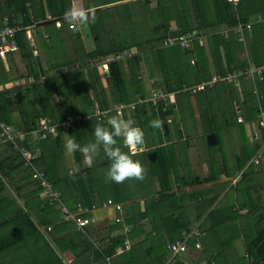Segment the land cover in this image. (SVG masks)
I'll use <instances>...</instances> for the list:
<instances>
[{
    "label": "crops",
    "instance_id": "obj_1",
    "mask_svg": "<svg viewBox=\"0 0 264 264\" xmlns=\"http://www.w3.org/2000/svg\"><path fill=\"white\" fill-rule=\"evenodd\" d=\"M79 4H81V0H74V9H80ZM81 10L89 11V8L82 7ZM212 16L213 15H210L209 19H211ZM259 23L262 24L256 25L258 24L257 21L255 23V21L251 20L245 27L243 24L238 23L237 25H230V27H222V29L205 26L201 30L197 29L192 33L188 32L185 34H189V37L191 36L189 46L181 47L186 50L187 48L191 49L190 52L195 55V58H191L190 65L196 64L197 67L194 69L190 66V73L192 74L194 81L190 82L191 85L188 86V89L184 88L185 86H182L180 89L176 88L177 90L169 93L170 99L168 101V107L173 105V112L167 120L169 124L173 121L176 122V124H179L178 128L182 129V135L179 130H177L182 137L179 141L185 143L183 149H181V146L176 147L177 155H175V152L173 151L174 159L176 160V167L173 169L169 165L167 173H162L160 176H157V173L154 177L161 185V189L159 191L154 190L152 194L148 193L149 195L146 194L140 197H135V199H129L128 197L131 192L124 181L123 185L127 189L126 193L128 196L123 202H117L122 204V210L118 211L108 204V200H112V198H108V200L104 201L102 205L93 206L92 208L78 203L75 209H71L63 202L62 199L64 198L61 195L62 193H60L61 191L58 189L61 202H56L51 205V211H57L60 219L59 223L64 227L61 230H57L54 223L51 222L47 224V228L52 226L50 233L53 234L62 247V250H59L58 252L59 257L64 264H83L86 263V260H94L97 250L101 251L102 254L103 252L106 253L109 250L112 251V255L106 256L101 264H159V261H163L162 264H166L165 259L170 257V252L159 259L161 251L156 250V248L160 246L161 240H163L159 238L161 234L164 236L165 240H169L168 236L170 231H172V226L175 224V221L179 223L188 222L185 230L192 232V236L188 240L187 251L181 254L180 257L176 259L174 264L177 262H182L183 264H223V262L218 261H216V263L215 261L209 262V251L211 249H215L216 247L212 240L218 239L221 235H223L218 226L224 223L227 217L223 209L219 207V204H221L222 198L228 190L232 188H236L234 195L236 205L233 207V210L236 211V217L233 216L236 218V230H233L232 228L233 233L229 237V240L231 241L229 246H232L231 250L236 252V258H238L236 260V264H247V261L248 263L251 261L248 243L253 242L260 233L259 231L264 230V128H261L258 125L259 110L260 107H264V80H253L249 76H236V74L245 70L249 66H264V20H260ZM48 24H51L52 28H50V26L48 28L53 31L51 39L47 40L49 41L48 43H50V46L53 45L52 48L44 45L42 39H36L32 42V44L36 48L34 50V54L39 56L44 68V74H41L40 72V80L42 82H46L47 80V84L50 86V79L54 78V74L66 73V70H69V65L74 63L68 62L70 59L80 58L85 53H90L97 49L98 42L93 36H87L90 38L85 37L83 33L84 26L73 23L70 20L65 23L62 20L59 22H50ZM53 24H56V26ZM252 24H254V27H251ZM71 25L74 27L71 28ZM172 28L178 27L172 23L171 29ZM77 33L80 35H76ZM64 34L65 39L73 38L79 48V51L83 49V52L76 54L74 52L73 55H69V59L66 61L67 63L62 65L61 72L60 68H57L58 70L54 69V71L49 70L50 65L54 64L55 55L57 54L60 56L57 45H60L59 41L64 40ZM45 37H48V35L45 34ZM87 40L93 42L92 47L87 48L85 44V42H88ZM144 42L141 43V46L144 44H155L150 42L149 44H146ZM153 47L158 48L151 52H148V50H152L151 48H144L142 51L139 49V52L136 54L140 55V58H142L140 59L141 62L138 61L139 63L137 62L136 64L138 65L140 72L141 69L143 72L149 70L151 74L158 79L157 83L160 81L159 83L164 84L167 79L172 80L170 79L172 74L178 72V69L175 68V66L177 63H179L178 65L181 64L182 57L176 56L178 53L170 50L171 47H164L161 44ZM50 49H53L52 53ZM121 53L125 55V51ZM181 53L186 52L181 51ZM9 55L10 57L6 56V58L0 57L3 61V67L0 70V78H4L7 81L8 79L13 78V80L9 81V83L14 80H16L15 82L20 83L25 80V85L23 87H31L35 81L34 78L31 77L30 80L26 77L21 79L16 78L18 75L15 74V65L19 66V61L16 57L18 55L17 51ZM116 58L117 57L112 58L107 56L99 59L91 58L92 60H90V62H93L92 65L97 69V74H94L95 78L96 75L99 76L100 86H102L107 92L118 91L119 84L113 79V73L110 70V66L108 67L109 70L101 66L110 65L108 62L119 60ZM198 58L200 59V64L198 63ZM108 59H110V61H108ZM75 67H77V65ZM84 72L86 74L89 73L86 69ZM153 72L155 74H153ZM228 73L234 74L233 79L227 80V78H225L217 80L214 82L213 86L206 85L212 80L214 75H221L225 77ZM140 75L141 77L143 76L142 74ZM240 77L247 80L245 83H250V87L247 89L251 93V95L246 98H242L241 100L236 98H233L232 100L236 116L233 120L237 137L236 156L240 155L241 159L237 161L236 158V162L235 159H233L234 162L232 164H224L226 161V159H224L225 154L222 153L223 151L221 149V145H219L218 140H216V148L218 149L214 151V155H211V157H213L216 161L218 176L216 179L209 180L211 174V164L208 165V163H211V160L205 159V154L202 152V146L196 144V142L200 143V138L204 135L208 137L211 133L215 134V138L216 136L218 137L219 120H221L223 125H229L230 121L225 110L220 111L218 114L213 112L212 109L219 107L217 104L223 103L225 92L227 90L229 91V88L227 89L226 87H229L230 84L235 83L238 87H240V90H242L243 84L241 83ZM9 83L4 84L7 85ZM245 83L243 86H245ZM71 84L74 88L72 97H74V93L76 91L80 94L81 88H78L74 81L71 82ZM185 85L187 86L189 84ZM199 86L203 87L199 88ZM154 88H151V90ZM21 92L28 93L27 96L24 97L23 101L19 103L20 106L25 107V109L30 108L31 103L27 102L28 100L30 101V99H28L30 91L23 89ZM147 98L148 95H146L143 99L146 100ZM260 98H262L263 102H261ZM113 100L114 96H111L110 105L113 103ZM70 102L72 103V100H70ZM150 104L152 103L146 100L144 103L138 104L137 109L139 106L141 107ZM52 105L61 109L69 104L67 105L66 102L63 104L58 98H54L52 99ZM96 105L97 102L94 97L92 108L95 109ZM152 105L157 108V105ZM147 109L149 111V107H147ZM57 112L60 116H63L62 111H58L57 109ZM37 114L36 118L34 117V121L32 120L34 119L32 115L29 117L28 114L25 113L26 117L30 118L25 119L20 110H14L12 113L13 124L11 126H18L21 130L22 128L28 126V123H33V121L35 126V122L39 116H44L49 119L43 113ZM239 117L243 120L239 121ZM63 120L64 119L55 122V124L62 123ZM49 121L52 123L50 119ZM82 122L78 127L84 123ZM223 128L226 129L225 126H223ZM60 129L61 130L58 131V134L61 133V143L58 145H55L56 142L54 143L53 140H41V138H39L41 140L39 141V139L35 136L36 134L31 132L33 129L29 131L27 136L30 135L29 138L31 139L33 146L37 147L31 150L37 153V159L40 155L42 157H47L45 159V163H47L51 169V173L53 174L51 176L55 177V180L63 177V175L65 177L66 174L68 176L76 175L79 167H84L81 168V170L83 169L82 173H85L84 175L86 176L88 172L93 171L92 167L99 162L94 159L92 163L89 164L85 160L84 155L81 153V156L79 155V165L76 160V153L78 152L68 153L65 151L63 145L70 137L76 139L81 144H86L90 141L86 137V135H90V132L82 128L77 134L72 135L69 133L71 130H65L63 128ZM167 137H170L169 129ZM42 142L43 145L41 146L40 143ZM118 146H120L122 150L127 148L122 143H118ZM142 149L143 148H140L135 153H132L130 149L126 150L129 151L131 155H136L139 154ZM154 151L156 152V150ZM258 151H260V158L259 162H256L255 157ZM55 152H57L56 155ZM246 154L249 156L247 159L245 156ZM169 155L170 153H166L163 157L169 158ZM11 156L12 155L10 154L2 159L5 161L4 164L6 168L11 173H15L16 170H14V163L9 159ZM167 161L169 163V159H167ZM226 168L231 173L230 175L225 173ZM64 170L66 171L65 174L63 173ZM86 170L87 172H84ZM24 172L27 171L24 170ZM101 176L102 174H98V172L93 174L89 173L88 178H83L82 175L80 182H65V185L63 186L65 195L69 199L84 196L85 190L83 193L81 192V187H83L84 189H89L88 195H92V198H94V196L98 197L99 193L93 192L90 189L92 181H95L93 187L95 191H98V189L113 187V184L105 186L104 180L106 177L101 178ZM178 176L185 181V184L181 183L180 179H177ZM21 177L22 174L14 176L13 179L16 184L20 183ZM6 179L7 178H5V181ZM51 180L49 179V183L53 186ZM31 184L32 186H35L36 184L40 185L39 180L38 182L35 183L34 181ZM9 187L11 190H6L9 195V199H13V195L17 197L15 190L11 186ZM25 188L26 187H23V191ZM44 195V191L42 190L41 196L43 197ZM148 198H150L149 203L153 202L156 207V209L152 212L154 214L152 221L150 220L151 217L148 216V205L145 202ZM133 200H135L136 203L138 201L141 202L139 204H134ZM19 201L23 205V201ZM61 204L66 205L71 211H81L84 217L88 218V224L83 229H79L73 220H63L61 218ZM159 213H161V216ZM169 215V224H171V228L167 232V235L164 232V224L162 220H165V216ZM126 216H133V222L130 223L127 221ZM116 217H120L121 220L116 222ZM155 217H157V220H155ZM144 219L148 222L146 225L143 223ZM248 220H251L252 225L256 227V233H252L253 237H251L249 242L244 241L245 244L240 246V242L236 241H239V239L244 240L246 238L248 232L245 231V229L243 230V228H245L243 222H247ZM172 234L175 235V231ZM176 235H179V233H176ZM117 241L118 243H116ZM192 241H194V246L191 243ZM197 242L200 243V247L196 246ZM92 245L95 249L92 248ZM94 264H97V262Z\"/></svg>",
    "mask_w": 264,
    "mask_h": 264
},
{
    "label": "trees",
    "instance_id": "obj_2",
    "mask_svg": "<svg viewBox=\"0 0 264 264\" xmlns=\"http://www.w3.org/2000/svg\"><path fill=\"white\" fill-rule=\"evenodd\" d=\"M73 1L74 0H0V29L5 26H11V27H23V29H18L16 32V42L18 46L17 54L20 55V60H23V63L26 67V73L21 72L17 78L26 77L28 80L30 78H34L35 81L32 84L31 87L25 88L23 85L18 84L14 87L16 89L15 91L7 92V93H1L0 92V123H6L8 125H12V113L16 108L20 110L23 113V117L25 119L27 118L25 113L28 114L30 117L36 118L38 115L37 113H43L46 115L52 123L58 122L65 118V116L71 112V110L68 111V109L71 107V105L68 103L70 100L73 99L72 92L74 88L72 87L71 82L74 81L77 85V79L81 75L82 77L85 75L86 78L89 76L93 79L92 86H94V90L96 93H94L95 100L97 102V105L100 109H106L110 106V97L107 91L100 86V78L97 74V69L92 65L93 62H90L92 59H99L104 58L107 56H111L114 53L123 52L127 49H130L133 45L128 40L127 42H121L123 38V32L120 35L121 31L120 29H117L120 25L118 24V20L116 19V16L113 14L112 21H108L109 16L101 15V9L98 6H86L89 8V11L94 15L95 19L94 22L83 25L84 31L88 30L94 37V39L97 41V39H101L106 36L107 32L112 31V34L119 38V46L116 48H110L108 51H103L101 47L97 46V49L93 50L90 53H85L80 58H74L70 59L68 62H74L73 64L69 65V70H66V73L61 74H54V78L50 79V86L46 82H42L40 80V69L37 64L36 57L37 55L34 54V50L36 49L32 42L36 39H42L44 42V45H47L49 48H52L48 43L51 39L52 30H50L48 27L51 26V24H45V25H38L39 22L47 20L49 18H56L65 16L68 13L69 9H73ZM84 1H93V0H84ZM114 2L120 1V0H113ZM207 1V3H205ZM136 2V1H133ZM152 2L155 4L152 5ZM144 4V11H138L137 7L135 8V14L139 17L144 14H151L153 17H155V23L154 24H160L163 25L160 28H154V33L156 36L149 40H142L139 42L141 44L142 42L149 44L150 43H156L160 45L163 41H165L169 37V31L172 27V23H174L177 27H180L183 29L184 34L186 33H192L194 30H201L205 26H209L210 28H225L226 26L230 27V25H237L238 23L243 24V26H247L249 24V21L253 20L257 21L258 24L261 25L262 23H259L260 20H264V0H237V3L234 4V2L230 0H143ZM141 6V5H139ZM142 7V6H141ZM212 12H211V10ZM88 11V10H87ZM211 13V14H210ZM213 13V14H212ZM213 15L211 19H209L210 15ZM157 15V17H156ZM132 16L129 14L128 20L129 23L131 22ZM104 19L106 22H104ZM69 19L63 20V22H68ZM117 20V21H116ZM189 24H186V22ZM56 26V24H53ZM128 25V24H126ZM254 24H252L251 27ZM131 25H128V28L130 29ZM30 27L32 32V40L27 38L26 35V28ZM128 29V30H129ZM45 34L48 35V37H45ZM88 34V33H87ZM80 35V34H76ZM196 35V34H194ZM73 39V38H72ZM104 41H106L105 44L111 46V38H107ZM123 43V44H121ZM151 45V44H150ZM157 45V46H158ZM152 46H155L152 44ZM158 47H152V50H148V52L155 51ZM147 51V50H146ZM145 51V52H146ZM187 51V50H186ZM76 52V51H75ZM14 53V52H13ZM11 53H8V57H10ZM92 58V59H91ZM142 58V57H141ZM140 55H134L130 56L127 60L129 61H135L136 63L140 61ZM80 60V61H79ZM2 60L0 59V70L3 67ZM141 62V61H140ZM67 62H56L54 61V64L50 65L49 70L62 68V65L66 64ZM139 63V62H138ZM198 63L200 64V59L198 58ZM110 70L113 73V79L118 82L119 84V90L118 91H112L110 92L114 96V101H124L126 103H131L132 101L130 99L129 94L127 93V90H125V83L126 79L123 73V68L120 60H113L110 61ZM128 66L130 67V62L127 61ZM77 65V67H75ZM192 67L195 69L197 67L196 64H192ZM15 69H19L17 65H15ZM78 69V70H77ZM87 70L89 73H85L84 70ZM58 70V69H57ZM75 70V71H74ZM77 70V71H76ZM62 70H60L61 72ZM47 72V71H46ZM22 74V75H21ZM8 79V78H7ZM12 79H1L0 78V85L4 83H9V81H12ZM16 80H14L11 83H14ZM96 81V84H95ZM156 83V88L162 89L165 93H170L174 90L180 89L179 84L174 85L172 80L167 79L164 84ZM18 83V82H16ZM182 83V82H181ZM59 84V86H58ZM98 84V85H97ZM158 85V86H157ZM78 88H81L79 85H77ZM177 88V89H176ZM34 90L35 95L33 96L30 101L27 102L31 103L30 108L25 109V107L20 106V102L23 101L24 97L27 96L28 92L22 93V90ZM82 90V88H81ZM134 91L136 92V95H139L141 98L146 97V91L142 90V85L139 84V86H135ZM253 92V91H252ZM77 95L78 93H74ZM94 97H89L88 99H84L87 102V105L89 106L87 109L80 110L78 112L81 113H92L93 112V101ZM58 98L62 103L66 102L68 106H65L63 108H57L56 106L52 105V99ZM136 99V98H135ZM134 99V100H135ZM261 102L262 98H260ZM19 104V105H18ZM50 105V106H48ZM146 106H149V110ZM167 107V106H166ZM164 105L160 104L157 106L145 105V106H139L138 109H136L134 112H125L122 116L123 119H131L133 120L134 124L138 127H140L142 130L145 129L146 125H149V119L150 118H159L162 121L163 124H167L168 129L170 131V124L168 123V118L172 114V107L166 108ZM62 111V115L60 116L57 112ZM75 113V112H74ZM148 113H150V117L146 116ZM115 114V113H114ZM111 115V113L109 114ZM35 118L32 119L35 121ZM33 121V123H34ZM28 123V126L25 128H22L21 130L31 131L34 129V124ZM83 124L78 127L76 130H71L69 133L72 135L77 134ZM179 126V124H178ZM13 127L16 130H19L18 126ZM153 128L150 127V130ZM156 130V129H155ZM163 132H165V129L163 128ZM2 133V129L0 127V136ZM30 135L26 136L24 139V145L31 149H35L37 147H34L31 139L29 138ZM37 139L39 137L35 135ZM167 137V136H166ZM42 140V139H41ZM39 139V141H41ZM44 140H53L55 145L61 143V133L58 134L57 137H52L51 135L48 136L47 139ZM163 143V142H162ZM161 143V144H162ZM41 146L43 145V142L40 143ZM51 145V144H50ZM2 148V149H1ZM129 149V148H126ZM156 153H157V159L164 169H162L163 174L167 173L168 166L170 165L173 169L176 167V160L174 159V152L169 155V158L162 157L161 154V148L157 147ZM0 194H3L4 191L11 190L9 186H11L15 193L17 194V197L13 195V199H8L5 197L0 198V264H64L59 257V250H62L61 245L57 241V239L52 234V243L49 241V239L45 240L42 237L41 233V226H43L41 223V220H34V216H32L29 212L32 211L33 215L36 217H39L42 215V218L45 223V215L46 213L51 211V205L48 202V197L44 195L41 196L42 187L40 185L32 186V182L35 181L38 182L39 178L35 177V172L32 168L28 167L24 169L23 160L21 155L14 150L13 143L11 141L5 140L3 136L0 137ZM12 155L9 159L14 163V170H16L15 173H11L5 166L4 158L7 155ZM57 152H55V155ZM79 155L81 156V153H76V160L77 163L80 165L79 162ZM246 159L249 157L247 154L245 155ZM47 157H42L41 155L37 160H35V167L38 171L44 172L45 177L49 178L53 184L54 189L61 191V195L64 199L63 202L67 204V206L71 209H75L78 203H81L84 206H88L92 208L93 206H99L102 205L104 201H107L108 198H112L114 202H123L125 198H127L128 194L127 189L124 187L123 183L116 184L113 183V187L98 189V191L94 190V184L95 181H92V185H90V189L93 192L99 193L98 197L92 198V195H88L89 189H84L81 187V192L83 193L85 190L84 196H79L77 198H74V201H71L66 195L65 190L60 186V182L65 181H79L82 179V173L81 168L79 167L78 172L76 175L68 176L67 174L65 177L54 179L55 177H52L53 175L51 173V169L49 168L48 164L45 163V159ZM239 159H241L240 155H235V162ZM169 159V163L167 161ZM174 159V160H173ZM244 159V160H246ZM211 163L215 160L213 157L210 158ZM151 161V160H150ZM83 162V161H82ZM224 164H227L225 161ZM211 174L209 180L216 179L218 176V173L216 169L214 168L213 164H211ZM87 168V167H85ZM26 170L27 172H24ZM175 171V170H174ZM23 172V173H22ZM225 173L227 175H230L231 173L226 168ZM13 174V175H12ZM22 174V177L20 178V183L16 184L15 180L13 179L14 176ZM48 176V177H47ZM64 176V175H63ZM5 178L6 181H5ZM17 179V178H16ZM49 179H47L49 181ZM177 179L181 180L180 182L185 184V181L181 177H177ZM196 180V179H194ZM9 182V183H8ZM59 182V183H58ZM58 184V185H57ZM86 184V183H85ZM81 185V184H80ZM23 187H26L23 191ZM32 187V188H29ZM99 187V186H98ZM87 190V191H86ZM103 191L107 194H103ZM88 196H87V195ZM15 196V197H14ZM88 197V198H87ZM90 197V198H89ZM19 200L23 201V205L20 203ZM153 200V199H152ZM155 200V199H154ZM156 207L153 204V202H150L148 204V216L151 217L150 220L152 221L153 217V210H155ZM27 210V212H26ZM61 210V208H60ZM164 216V215H163ZM127 221L130 223L133 222V216L127 217ZM165 220H162L164 226V232L167 234V232L171 228L170 223V215L165 216ZM221 222V220H220ZM225 222H227L225 220ZM224 222V223H225ZM188 225L184 222H176L172 226V231H170L169 234V240H165L164 236L161 234L159 238L163 239L161 240L160 246L156 248V250L161 251L160 258L168 254L170 252L169 244L171 242H174L178 239L183 238L182 232L183 229L185 230ZM55 226V225H54ZM44 227V226H43ZM45 231H50L47 229V227H44ZM162 229V230H163ZM175 231V235L172 234ZM260 233L255 238V240L251 243H248L249 251L251 255V261H247V264H262L264 263V230L259 231ZM176 233H179V235H176ZM168 235V234H167ZM173 235V236H172ZM172 236V237H170ZM46 237V236H45ZM167 242V243H166ZM118 243V241L116 242ZM194 246V241L191 242ZM55 245V246H54ZM89 247V245H88ZM92 248L94 246L92 245ZM155 249V248H154ZM96 251V250H95ZM47 253V254H45ZM171 254V253H169ZM112 255V251H108L106 253L97 250L95 254L94 260H86V263L83 264H94L97 262V264L103 263L102 261L106 256ZM170 256V255H169ZM168 256V257H169ZM164 260V259H163ZM211 262V260H209ZM162 262L159 261V264H162ZM176 264H183L182 262H177ZM223 264H236V262L228 263L223 262Z\"/></svg>",
    "mask_w": 264,
    "mask_h": 264
},
{
    "label": "rangeland",
    "instance_id": "obj_3",
    "mask_svg": "<svg viewBox=\"0 0 264 264\" xmlns=\"http://www.w3.org/2000/svg\"><path fill=\"white\" fill-rule=\"evenodd\" d=\"M136 1V2H133ZM150 1H154V0H150ZM205 3H207V1H205ZM155 2H152V5H154ZM141 5V6H139ZM86 6H98L99 8H103L101 9L100 14L108 17V21H112V16L113 14L116 16V19L118 20V24L120 25L119 27H117V29H120L122 34L123 32V38L121 42H127V40L132 43V47L129 50H125V55H123L121 52L119 53H114L113 55H111L110 57H117L116 59H119L121 61L122 64V68H123V73L126 79V83H125V90H127V93L130 96V99L132 101L130 102H137L139 95H136V92L134 91V88L136 86H139V84L142 85V90L146 91V95L151 96L153 93V89L151 90V88H154L156 86L157 80L149 70H147L146 72L141 69H138V65L136 64L135 61H129L127 60L130 56H134L136 55V53L139 52V49H150L153 46L152 45H142L139 44L140 41L142 40H149L151 38H153L155 35L154 33V28H160V24H154L155 23V17H153L151 14H144L142 16H137L134 12L136 11L135 8L137 7L138 11H144L145 8L143 7V0H120L117 2H114L113 0H93V1H84L81 0V4H79V8L80 10L82 9V7H86ZM74 9V6H73ZM129 14L132 16L131 18V22L129 23L128 20V16ZM157 17V15H156ZM50 19V18H49ZM116 20V21H117ZM104 22H106V20L104 19ZM186 22V21H185ZM130 26V29L128 28V25ZM186 24H189L186 22ZM50 28H52V26H50ZM129 29V30H128ZM31 33V32H30ZM85 37L87 36H92V34L90 33V31L85 30L83 31ZM88 33V34H87ZM87 37V38H90ZM64 40L59 41L60 45H57L58 50L60 52V56L59 55H55V61L56 62H66L67 59H69V55H73V53H79V52H83V49H81V51H79V48L77 47V44L75 43V40L69 38V39H65V34L63 35ZM107 38H111V46L105 44L106 41H104ZM32 39V37H31ZM88 41V40H87ZM98 42V46L101 47V49L103 51H109L110 48H116L117 46H119V38L116 37L115 35L112 34V31L107 32L106 36L101 38V39H97ZM103 42V43H102ZM87 48L88 47H92L93 42L92 41H88L85 42ZM123 44V43H121ZM264 46V45H263ZM164 47H171L170 50H172L173 52H177L178 54L176 56H180L182 57V62L180 65H178L179 63L176 64L175 68L178 69V72L172 74V76H170V79H172L174 85H178L180 86V88L183 86H185L184 88H189L188 86L191 85L190 82L194 81V78L192 76V74L190 73V66L192 68V65H190V61L191 58H195V55L192 54L190 51V48L186 49L182 48L181 46H164ZM51 53L53 52V49H50ZM181 51H185L186 53H181ZM195 51V50H194ZM180 52V54H179ZM17 60H20V55L18 53V55L16 56ZM127 61L130 62V67L127 64ZM19 69H15V74L19 76V74L21 72L26 73V67L22 62L19 61ZM101 67H105V69H108L109 65H103ZM62 70V69H61ZM109 70V69H108ZM50 74V73H49ZM142 74L143 76L141 77ZM153 74H155L153 72ZM22 75V74H21ZM17 76V77H18ZM16 77V78H17ZM234 75H231L228 79H233ZM23 78V77H22ZM21 79V78H19ZM28 79V78H27ZM77 81V85H79L82 90L80 91V94L78 93L77 95H74L73 99H72V103L69 102L68 104H72L71 107L68 109L71 110L70 113L68 114H75L78 113V111L80 110H84L87 109L89 106L87 105V102L84 99H88L89 97H94V93L95 90L93 89L94 86H92V82L93 79L91 80V77H87L84 75L83 77L81 75H79L78 77L76 76ZM156 79V80H154ZM241 83L244 85V83L247 81L245 78L240 77ZM186 81V82H184ZM143 82V84H142ZM182 82V83H181ZM189 82V83H188ZM189 84V85H185V84ZM18 84L21 85H25V80L22 82H14L12 83L9 87H7L6 89L11 91H15L16 89H14V87ZM242 85V90H240V87H238L235 83L230 84L229 87H226L227 89L229 88V91L227 90L225 92V96L223 103L221 104H217L219 107H215L214 109H212L213 112L215 113H220V111H226L228 119L230 121L229 125H223L221 123V120H219L218 123V137L216 136V140H218L219 145H221V149H222V153L225 154V158L227 164H232L234 162L233 159H235V155H236V128L234 125V119L236 118L235 116V108L234 105L232 103L233 98L239 99L241 100L242 98H246L247 96L251 95V93L249 92V90L247 88L250 87V83L247 82L245 83V86ZM3 84L0 85V89L3 88ZM155 89H159L156 88ZM77 93V91H76ZM109 94L110 100H111V96H113L110 92H107ZM35 91L34 90H30V96L28 97V99H32L33 96L35 95ZM136 98V99H135ZM135 99V100H134ZM151 99V97H150ZM149 107V106H147ZM16 110H18L16 108ZM150 111V110H149ZM75 112V113H74ZM94 112V110H93ZM92 112V113H93ZM207 112V110H206ZM81 113V112H79ZM92 113H88V114H92ZM127 113V111H126ZM67 114V115H68ZM85 114V113H82ZM112 115L114 114L111 113ZM116 114V113H115ZM177 115V114H176ZM146 116L150 117V113H148ZM154 118H150V120H152ZM148 121V122H149ZM84 122V123H83ZM83 129L90 132V135H86V137L91 140L92 136H91V126L97 124V123H106V119L99 122L97 121L96 117H92V118H88V119H84L83 121ZM183 125V124H182ZM223 126L226 127L223 128ZM197 127V126H195ZM163 128L164 125H162L161 128L159 129H152L150 130L149 125H146L145 129L143 130L144 132V148L142 149V151H140L139 154L136 155H132L133 159L139 160L140 163L142 164L143 168H144V178L142 180H136L135 178H131L125 181V183L127 184L126 186L129 187L130 190V195H129V199H135V197H140L146 194H152V192H154V190L159 191L161 189V185L158 183V181L155 180V176L157 174V176L161 175L163 173L162 169H164V167L158 162V161H150L148 155L151 151H154L155 149H157V147L161 148V154L162 157L166 154V153H172V151L175 152V155H177L176 152V147L181 146V149H183L184 147V143L185 142H180L179 140L182 139L181 135L179 134V132H177V128H178V123L176 124V122H172L170 123V137H166L165 136V132H163ZM165 129V128H164ZM207 136H203L202 138H200L199 142H196V144L201 145L203 150V154L205 159H210L211 155H214V151H216L218 148H216V143L214 144H209L207 141ZM163 142V143H162ZM118 143H120L118 141ZM162 143V144H161ZM193 143V141H192ZM145 149V150H144ZM124 151H127L126 149ZM174 160V159H173ZM95 161L99 162L98 164L96 163V165H94V167H92L93 171L88 172V174L83 175V178H88L89 173L93 174L98 172V174H102L101 178H105V173L107 170V166H108V161L107 159L103 156V154L101 153L98 157L95 158ZM103 162V163H101ZM213 164L214 168L216 169L217 173L218 170L216 168V161L214 160L212 163H208V165ZM26 166H24L25 169ZM212 167V165H210V168ZM27 168V167H26ZM165 170V169H164ZM65 170L63 171V173L65 174ZM84 172H87L84 171ZM175 173V171H174ZM64 177V176H63ZM9 183V182H8ZM59 183V182H58ZM113 184V182L105 179L104 180V185H110ZM58 185V184H57ZM65 185V181L60 182V186ZM167 187H171V186H167ZM32 188V187H29ZM64 189V188H63ZM235 191L236 188H232L230 190H228V192L225 194V196L222 198L221 204H219V207H221L224 211V213L226 214V221L225 224L222 223L220 224V226H218L219 230L221 231V233H223V235H221L218 239L212 240L213 244H215V249H211L209 251V260L211 261H218V262H228V263H233L236 262V260L238 258H236V252H233L231 249L232 246H229V244L231 243V241L229 240V237L231 236V234L233 233V230H236V211L233 210L234 205H236V199L234 197L235 195ZM3 194H5V197L9 199V195L7 193V191H4ZM0 194V198H4V195ZM103 194H106L105 191H103ZM148 194V195H149ZM152 197V196H151ZM150 197V198H151ZM146 199L145 202L149 203V199ZM71 201H74V199H71ZM134 204H139L140 202L138 201L136 203L135 200ZM27 212V211H26ZM32 216H34V220H41V224L45 227H47L48 223H54L55 227L57 230H61L63 229V225H61L59 223L60 219H59V215L57 213V211H51L46 213L45 215V223L44 220L42 218V215L39 217H36L35 215H33L32 211L29 212ZM159 215L161 216V213H159ZM235 216V217H233ZM155 220H157V217H155ZM224 220V219H223ZM147 220L144 219L145 225L148 223L146 222ZM244 223V227L243 230L245 229V231H247V236L246 238L243 239H239V241L236 242H240L239 245L243 246L245 244L244 241L249 242L251 237H253L252 233H256V227L252 225V221L248 220L247 222H243ZM142 226V225H141ZM233 228V230H232ZM48 229V228H47ZM41 233H42V237L47 240L49 239V241L52 243V234L47 231H45L44 227L41 226ZM236 232V231H235ZM50 235V236H49ZM46 236V237H45ZM51 237V238H50ZM153 238V237H152ZM151 238V239H152ZM218 241V242H217ZM217 242V243H215ZM154 243V242H152ZM55 246V245H54ZM213 246V245H212ZM47 254V253H45ZM232 260V261H231Z\"/></svg>",
    "mask_w": 264,
    "mask_h": 264
},
{
    "label": "built area",
    "instance_id": "obj_4",
    "mask_svg": "<svg viewBox=\"0 0 264 264\" xmlns=\"http://www.w3.org/2000/svg\"><path fill=\"white\" fill-rule=\"evenodd\" d=\"M230 1L234 2V4L237 3V0H230ZM73 27L74 26L71 25V28ZM18 29H23V27L5 26L0 29V57L5 58L8 55V53H13L18 50V46L16 42V32L18 31ZM30 29H31L30 27H27L25 29L28 39H31L32 37V32ZM190 38L191 36L189 37V34L188 35L184 34L183 36H179L176 38L168 37L165 41L161 43V45L163 46L180 45L182 47H188ZM110 59H108V61H110ZM231 75H234V74L228 73L225 77L221 75H214L212 80L209 81L206 85L213 86L214 82H216L217 80L229 78ZM237 75H246L252 78L253 80L258 79L262 81L264 80V66H255V65L249 66L245 70H242L238 74H236V76ZM202 87L203 86H199V88H202ZM169 99H170L169 93H165L161 89L154 88L152 95L149 96L146 100L150 101L152 104H155V105L162 104L166 107L168 105ZM146 100L139 97L137 102L135 103L133 102L126 103L124 101H114L106 109H100L98 105H96V108L94 109V112L91 115L82 114V113L68 114L65 116L63 122L59 124L50 123L49 119H47L46 117L39 116V118L35 122L34 129L31 132L39 136V138L41 139H45L49 135L57 136L58 131L61 130L60 128H63L65 130H74L79 126V124L84 119H87L89 117H96L98 121H102V120H105L109 116V114L113 112L118 114L120 117H122L126 111L134 112L137 109V105L144 103ZM242 120L243 119L239 117V121H242ZM258 125L261 128H264V107H260L259 114H258ZM0 127L2 129L1 136H3L5 140L11 141L13 143L14 150L21 155L24 165L32 168L33 171L35 172V177L39 178V184L43 188L44 194L48 197L49 204L53 205L56 202H61L59 191L54 189L53 186L49 183V181L45 177L44 172L38 171L36 169L37 167H35L34 161L37 159V153L30 150L24 145V139L26 138L28 132L24 130H20V129L16 130L14 127L6 123H1ZM139 149L140 148L135 147L134 149H130V151L132 153H135ZM259 158H260V151L256 153V157H255L256 162H259ZM108 204L118 211L122 210L121 203H116L113 200L109 199ZM60 208H61V218L63 220H73L76 223L77 228L79 229H83L88 224L89 222L88 218L84 217L81 211H77V212L71 211L64 204H61ZM120 220H121L120 217L115 218L116 222H119ZM51 228L52 226L48 227L49 230ZM182 235H183V238L178 239L169 244V249H170L171 254L169 258L165 259L166 264H174L176 259L180 257L181 254L187 251L188 240L192 236V232L184 230L182 232ZM196 246L200 247V243L197 242Z\"/></svg>",
    "mask_w": 264,
    "mask_h": 264
},
{
    "label": "clouds",
    "instance_id": "obj_5",
    "mask_svg": "<svg viewBox=\"0 0 264 264\" xmlns=\"http://www.w3.org/2000/svg\"><path fill=\"white\" fill-rule=\"evenodd\" d=\"M67 19L83 26L94 22L95 17L90 11L69 9ZM11 84H3L5 86L0 92H10L6 88ZM149 127L159 129L162 127V121L154 118L149 121ZM91 136L92 139L86 144H81L70 137L64 142L63 147L68 153H82L89 164L103 153L108 161L105 176L113 183L120 184L131 178L136 180L144 178V168L140 161L133 159L129 151H124L118 146V141L129 149L143 144L144 132L134 124L133 120L123 119L118 114L111 115L107 117L106 123L91 126Z\"/></svg>",
    "mask_w": 264,
    "mask_h": 264
},
{
    "label": "water",
    "instance_id": "obj_6",
    "mask_svg": "<svg viewBox=\"0 0 264 264\" xmlns=\"http://www.w3.org/2000/svg\"><path fill=\"white\" fill-rule=\"evenodd\" d=\"M66 19H67V15L61 16V17H56V18H50V19H47V20H44V21L39 22L38 25H45V24H48L50 22H58V21L66 20ZM160 26H163V25H160ZM183 35H184V31L180 27H178V28H172L169 31V37H171V38H176V37L183 36ZM154 45L157 46L158 44L155 43ZM36 60H37V64H38V67L40 69L41 74H44V68H43L42 62L40 61L39 56L36 57ZM164 128H165V136H168V126H167V124L164 125ZM179 132L182 135V129H179ZM215 142H216L215 134L214 133L209 134L208 135V143L209 144H213ZM144 145H145V143L143 141V144L142 145H138L136 147H138V148H144ZM156 158H157V154H156L155 151L154 152H151L149 154V159L151 161H155Z\"/></svg>",
    "mask_w": 264,
    "mask_h": 264
},
{
    "label": "flooded vegetation",
    "instance_id": "obj_7",
    "mask_svg": "<svg viewBox=\"0 0 264 264\" xmlns=\"http://www.w3.org/2000/svg\"><path fill=\"white\" fill-rule=\"evenodd\" d=\"M158 105H160V104H158ZM158 105H157V106H158ZM168 106H169V104L167 105V107H166V108H168ZM177 130H179V128H177Z\"/></svg>",
    "mask_w": 264,
    "mask_h": 264
}]
</instances>
